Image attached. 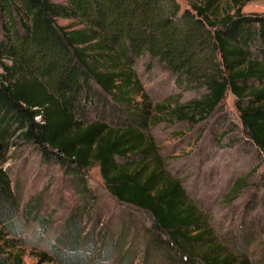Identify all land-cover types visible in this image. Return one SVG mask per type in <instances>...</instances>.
<instances>
[{
  "label": "trees",
  "instance_id": "16d2710c",
  "mask_svg": "<svg viewBox=\"0 0 264 264\" xmlns=\"http://www.w3.org/2000/svg\"><path fill=\"white\" fill-rule=\"evenodd\" d=\"M250 1L220 16V0H189L188 8L179 0H0V166L12 146L29 147L45 166L62 167L82 201L54 238L50 259L91 264L90 255L124 251L130 264L138 254L141 264H255L247 251L220 242L180 180L160 163L152 167L160 156L144 130L153 108L137 73L146 58L199 93L171 110L180 121L213 116L231 92L264 156V15L243 14ZM61 18L77 26L60 25ZM95 166L115 207L92 215L86 206L98 197L87 175ZM44 206L34 196L25 215L45 231ZM20 211V195L0 167V264L22 262L10 263L3 245H15L4 231L18 232ZM134 227L143 249L129 239Z\"/></svg>",
  "mask_w": 264,
  "mask_h": 264
},
{
  "label": "rangeland",
  "instance_id": "374dc122",
  "mask_svg": "<svg viewBox=\"0 0 264 264\" xmlns=\"http://www.w3.org/2000/svg\"><path fill=\"white\" fill-rule=\"evenodd\" d=\"M179 1L184 8L190 7L189 0ZM240 3L241 0H220L218 15L235 13ZM241 12L264 15V0L246 3ZM58 23L77 26L74 19L61 18ZM137 73L153 108L152 119L144 130L155 145L156 155L160 156L159 162L154 160L152 167L160 163L168 175L183 183L189 199L209 220L220 242L232 250L239 246L255 264H264V156L245 133L234 95L228 92L222 107L205 120L180 121L171 110L178 112L186 102L199 97V93L180 87L171 72L156 63H148L146 58L139 61ZM0 167L9 172L13 188L20 195L22 210L18 232L4 231L5 239L14 240L15 244L13 247L3 244L5 252L12 255L10 263L19 256L21 264H62L50 259L52 242L59 231L62 232L70 213L82 207L80 196L74 193L62 167L45 166L37 151L15 146L10 148ZM87 179L98 197L95 205L86 206L87 210L90 207L93 215L103 208L113 209L115 203L107 191L100 167L91 168ZM40 195L45 203L42 214L50 224L45 231L34 217L25 215L26 203ZM109 217L105 210L102 223ZM85 220L80 225V229H84L82 235L90 231L93 223L90 217ZM114 222L115 229L119 228L118 220ZM146 222L150 223L149 218ZM21 234L25 239L20 238ZM33 236L38 239L37 244L29 242ZM131 238L138 239L139 248L143 249V236L137 235L135 227L130 231V241ZM86 247L85 241L80 243L81 249ZM123 252L116 251L108 256L93 254L88 258L91 264H130V259H123ZM43 253L48 255L44 257ZM141 262L142 256L138 254L134 264Z\"/></svg>",
  "mask_w": 264,
  "mask_h": 264
},
{
  "label": "clouds",
  "instance_id": "9594fccd",
  "mask_svg": "<svg viewBox=\"0 0 264 264\" xmlns=\"http://www.w3.org/2000/svg\"><path fill=\"white\" fill-rule=\"evenodd\" d=\"M20 238L21 239H25L23 234L20 235ZM29 242L32 243V244H37L38 243V239L35 236H33L32 239Z\"/></svg>",
  "mask_w": 264,
  "mask_h": 264
}]
</instances>
